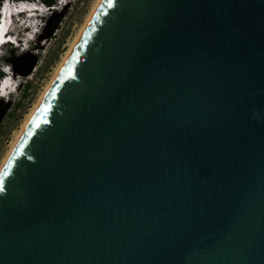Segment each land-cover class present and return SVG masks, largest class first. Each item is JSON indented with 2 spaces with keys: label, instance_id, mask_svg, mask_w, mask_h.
I'll use <instances>...</instances> for the list:
<instances>
[{
  "label": "water",
  "instance_id": "1",
  "mask_svg": "<svg viewBox=\"0 0 264 264\" xmlns=\"http://www.w3.org/2000/svg\"><path fill=\"white\" fill-rule=\"evenodd\" d=\"M62 70L0 264H264V0H102Z\"/></svg>",
  "mask_w": 264,
  "mask_h": 264
},
{
  "label": "rangeland",
  "instance_id": "2",
  "mask_svg": "<svg viewBox=\"0 0 264 264\" xmlns=\"http://www.w3.org/2000/svg\"><path fill=\"white\" fill-rule=\"evenodd\" d=\"M95 1L57 0L42 17V25L46 26H38L42 34H35L27 51L17 56L20 48L4 47L3 61L13 65L17 87L7 103L0 99V164ZM24 83H28V88L22 97Z\"/></svg>",
  "mask_w": 264,
  "mask_h": 264
},
{
  "label": "clouds",
  "instance_id": "3",
  "mask_svg": "<svg viewBox=\"0 0 264 264\" xmlns=\"http://www.w3.org/2000/svg\"><path fill=\"white\" fill-rule=\"evenodd\" d=\"M34 2H29V0H1L2 7H0V12L5 13L6 15L11 13L12 16H16L19 20V23L22 27L30 28V31L25 32L23 38V46L20 48V51L16 53L17 56L23 54L29 49V40L35 38V34L41 32V28L38 26L42 25V17L48 13L49 9L43 5L41 0H30ZM24 13L25 18L20 19L19 14ZM40 16H37V15ZM12 20L8 19L4 22H0V45H3L5 41V33L10 30ZM13 34L17 37L20 35V31H17L15 28ZM8 41H11L14 45L17 44V40L13 36L7 37ZM4 46L0 47V72L2 71L6 74L3 78H0V99H4L7 103L10 93H14L17 87L16 82L13 80V65L11 63H5L3 61L5 52L3 51ZM3 73L1 74V76ZM0 76V77H1ZM20 77H16L18 81Z\"/></svg>",
  "mask_w": 264,
  "mask_h": 264
},
{
  "label": "bare ground",
  "instance_id": "4",
  "mask_svg": "<svg viewBox=\"0 0 264 264\" xmlns=\"http://www.w3.org/2000/svg\"><path fill=\"white\" fill-rule=\"evenodd\" d=\"M102 0H96L91 8V10L89 11V13L87 14V17L84 20V23L82 24L81 28L79 29V31L77 32L76 36L74 37V39L71 41L68 50L64 53L63 57L61 58L60 62L57 65V68L54 72V74L52 75L50 81L47 83V85L45 86V89L43 90L40 98L38 99L37 103L33 106V108L30 110L29 114L26 117V120L24 121L20 131L18 132V134L16 135L15 139L13 140L10 149L8 150V152L5 154L1 164H0V172L2 170V168L4 167L6 161L8 160L10 154L12 153V151L14 150L16 144L18 143L20 137L22 136L24 130L26 129V127L28 126L29 122L31 121L32 117L34 116L35 112L37 111L38 107L40 106V104L42 103V101L44 100L46 94L48 93V91L50 90L52 84L54 83V81L56 80V78L58 77V75L60 74L62 68L64 67L65 63L67 62L70 54L72 53V51L74 50L78 40L80 39V37L82 36L84 30L86 29L88 23L90 22V20L92 19L94 13L96 12L98 6L101 4ZM3 13V12H0Z\"/></svg>",
  "mask_w": 264,
  "mask_h": 264
},
{
  "label": "snow or ice",
  "instance_id": "5",
  "mask_svg": "<svg viewBox=\"0 0 264 264\" xmlns=\"http://www.w3.org/2000/svg\"><path fill=\"white\" fill-rule=\"evenodd\" d=\"M108 7H112V0H108ZM62 71H65V70H62ZM67 73L68 76H71L72 75V68H71V65H69V67L66 69L65 71ZM64 79H66V76H62L60 77V80L61 82L64 81ZM56 93H55V90L52 91V95L54 96ZM48 105H45L43 108L39 109V111L41 112H46L48 110ZM38 120H39V117H37L36 119H34L33 121H31L32 124L34 125H37L38 126ZM45 123H47V121H44ZM32 132L31 131H28V136H32ZM26 143V141H25ZM24 147V144H21L20 145V148L22 149ZM12 167V164L9 162L6 166H5V169L8 168L10 169ZM3 170L2 171V176H8V171L6 170ZM0 191H3V181L2 179H0Z\"/></svg>",
  "mask_w": 264,
  "mask_h": 264
},
{
  "label": "trees",
  "instance_id": "6",
  "mask_svg": "<svg viewBox=\"0 0 264 264\" xmlns=\"http://www.w3.org/2000/svg\"><path fill=\"white\" fill-rule=\"evenodd\" d=\"M1 1V0H0ZM43 3H45L47 6H52L55 2V0H41ZM0 72V76H1ZM28 88V83H24L21 90V96L24 97L26 95V89ZM17 107V104L14 105V108Z\"/></svg>",
  "mask_w": 264,
  "mask_h": 264
}]
</instances>
